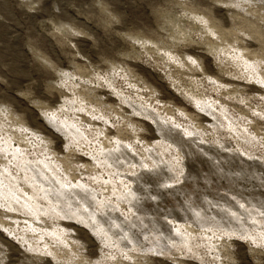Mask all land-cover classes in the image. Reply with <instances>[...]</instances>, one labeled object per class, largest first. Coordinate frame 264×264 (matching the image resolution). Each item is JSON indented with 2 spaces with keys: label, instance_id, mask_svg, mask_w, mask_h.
<instances>
[{
  "label": "rangeland",
  "instance_id": "rangeland-1",
  "mask_svg": "<svg viewBox=\"0 0 264 264\" xmlns=\"http://www.w3.org/2000/svg\"><path fill=\"white\" fill-rule=\"evenodd\" d=\"M0 149V264H264V0H0Z\"/></svg>",
  "mask_w": 264,
  "mask_h": 264
},
{
  "label": "bare ground",
  "instance_id": "bare-ground-1",
  "mask_svg": "<svg viewBox=\"0 0 264 264\" xmlns=\"http://www.w3.org/2000/svg\"><path fill=\"white\" fill-rule=\"evenodd\" d=\"M165 125V124H164ZM67 128L68 129H70L71 127H69V126H67ZM161 130H160V132H161V134H164V135H166L167 133L163 130V128H160ZM172 133V132H171ZM187 133V132H186ZM168 136H169V134H168ZM170 137H171V135H170ZM186 139L188 140V141H192V142H195V139L190 135V134H186ZM185 138H183V137H179V139L178 138H176L175 139V142L177 143V144H179L180 146L182 145V147H185V145H186V140ZM4 140V139H3ZM5 141V140H4ZM6 141L7 142H9V140H7L6 139ZM172 141H174V139H172ZM7 142H5L6 144H7ZM3 143V142H2ZM175 143V144H176ZM11 144V143H10ZM9 143H8V145L7 146H11ZM176 144V145H177ZM197 144V143H196ZM2 145V144H1ZM5 145V144H4ZM5 147L4 146V149L6 150V148H8L9 149V147ZM3 147V146H2ZM1 147V148H2ZM12 147V146H11ZM3 149V150H4ZM11 149V148H10ZM1 150V149H0ZM3 150H2V152H3ZM13 150V149H12ZM16 150H18V149H16ZM7 151V150H6ZM11 151V150H10ZM20 151V150H19ZM16 152V151H15ZM20 152H22V151H20ZM8 153H9V151H8ZM10 153H12V151L10 152ZM23 153V152H22ZM107 153L108 154H112L113 153V151L112 150H109V151H107ZM13 155H14V151H13V153H12ZM10 155V154H9ZM12 155V156H13ZM15 155H16V153H15ZM14 155V156H15ZM19 156V155H18ZM18 159V158H17ZM15 160V159H14ZM19 160H20V157H19ZM17 162H18V160H16ZM21 161V160H20ZM11 162V161H10ZM23 164H24V167H25V169H26V172L27 173H31V174H27L26 173V177L28 178L29 176H31V178H32V180H31V182L33 181V178L35 179V183H34V187H36V188H39V189H36V190H38V191H44L46 194H52V195H54V197L53 198H55V195H59L60 196V198H62V197H64V198H69V200H71V197L70 196H68L67 194L68 193H66L67 191L69 192V193H71V192H73L74 193V195H80V190L79 189H84V187H82V186H72V187H68L65 183H63V182H61V181H59L57 178H55V180H53L52 182H51V184H49V185H46V182H45V180H48V179H50L49 178V176L44 172V170H41V169H39L38 167H36V162H30V161H26V160H24V158H23V160L21 161ZM19 163V162H18ZM39 183V184H38ZM58 183V185L56 186V184ZM1 181H0V189H2L1 188ZM49 186V187H48ZM54 193H57V194H54ZM50 194V195H51ZM58 196V197H59ZM35 195H32L31 196V198L33 199L32 201L33 202H35ZM50 197V196H49ZM52 199V198H51ZM63 199V198H62ZM31 200V199H30ZM58 200V199H57ZM60 201V200H59ZM252 201H256V200H252ZM62 202V201H61ZM259 203H261V204H264V201L263 200H261V202H259ZM56 204V203H55Z\"/></svg>",
  "mask_w": 264,
  "mask_h": 264
}]
</instances>
